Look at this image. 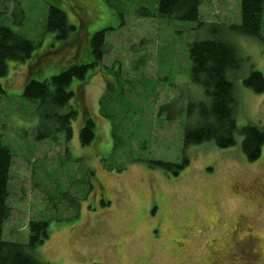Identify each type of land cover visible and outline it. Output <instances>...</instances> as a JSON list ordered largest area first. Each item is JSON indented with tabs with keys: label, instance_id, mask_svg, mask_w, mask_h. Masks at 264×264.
<instances>
[{
	"label": "rangeland",
	"instance_id": "rangeland-1",
	"mask_svg": "<svg viewBox=\"0 0 264 264\" xmlns=\"http://www.w3.org/2000/svg\"><path fill=\"white\" fill-rule=\"evenodd\" d=\"M157 1L2 0L0 26L36 44L32 64L48 51L46 66L74 56L46 30L49 4L66 13L82 41L86 32L107 30L104 66L89 70L91 79L70 102L79 112L71 138L57 131L62 122L47 123L38 103L22 97L29 63H15L0 78V140L13 154L3 237L26 243L30 222H45L49 238L30 253L43 264H264V148L250 163L241 133L227 149L184 143L207 100L191 80L190 47L234 34L241 0H203L202 25L160 17ZM230 40L242 59L232 78L238 128H264V94L243 85L252 71L264 76V41ZM60 71L30 77L42 81ZM80 84L74 80L72 90ZM80 108L95 124L88 146L80 139ZM185 159L178 174L155 165Z\"/></svg>",
	"mask_w": 264,
	"mask_h": 264
},
{
	"label": "trees",
	"instance_id": "trees-1",
	"mask_svg": "<svg viewBox=\"0 0 264 264\" xmlns=\"http://www.w3.org/2000/svg\"><path fill=\"white\" fill-rule=\"evenodd\" d=\"M1 4L2 0L0 6ZM202 4L203 0H158L157 13L162 18L202 25L203 23L199 22V10ZM240 10V24L231 27L234 34L221 36L220 33L217 38L198 41L190 47L191 80L203 88L207 100L195 110L196 125L185 131L184 143L186 147H190L214 141L219 148L227 149L236 144V136L241 133L243 153L246 160L253 163L262 155L264 128L255 124L243 129L238 128L236 121L238 102L232 78L241 68L242 59L230 38L245 36L264 41L262 37L264 0H241ZM75 28L69 23L62 9L49 4L46 30L55 32L59 40L65 41L70 50H74L72 52L74 56L71 60L67 61L64 57L59 63L46 66L49 63L47 58L51 55L49 51L42 55L37 54L33 64L28 62L34 55L36 44L10 28L0 26V78L6 77L11 69H17L19 64L15 63H29L25 65L29 69V77L23 86L22 97L27 101L38 103L39 109L43 112L42 117L49 120L47 123H51L53 119L62 122L57 131L66 132L67 138L72 136L71 120L79 114L70 102L76 97V90L83 88L91 79L89 70L104 66L102 61L105 55L107 32L103 30L92 36L86 32L84 34L86 38L82 41L81 31L77 33ZM79 57H85L89 62L81 63ZM52 67L59 68L61 70L59 74L46 77L42 81L30 77L33 74L35 76L38 73L42 74ZM76 79L81 80L82 84L72 90L71 85ZM243 85L256 94H264V76L258 71H252L249 77L244 79ZM64 110L67 113L63 115ZM80 110L85 115L80 139L83 146H88L95 139V124L83 109ZM162 110L163 108L159 110L161 114ZM191 112L194 111L191 110L190 114ZM187 164V159L181 165L155 163L158 167L172 169L173 174H178ZM12 165V151L0 140V264H43L30 253L49 238L45 222H30L31 232L26 243H13L3 237L5 224L12 214L8 203Z\"/></svg>",
	"mask_w": 264,
	"mask_h": 264
},
{
	"label": "flooded vegetation",
	"instance_id": "flooded-vegetation-1",
	"mask_svg": "<svg viewBox=\"0 0 264 264\" xmlns=\"http://www.w3.org/2000/svg\"><path fill=\"white\" fill-rule=\"evenodd\" d=\"M238 228H239V225H238ZM239 248H242V245H243V248H246L248 245L247 244H237ZM256 255V254H253V256Z\"/></svg>",
	"mask_w": 264,
	"mask_h": 264
}]
</instances>
